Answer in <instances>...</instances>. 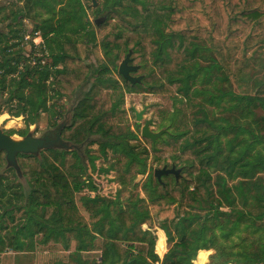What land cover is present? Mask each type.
<instances>
[{
    "label": "trees",
    "instance_id": "trees-1",
    "mask_svg": "<svg viewBox=\"0 0 264 264\" xmlns=\"http://www.w3.org/2000/svg\"><path fill=\"white\" fill-rule=\"evenodd\" d=\"M73 1L83 12V0ZM95 13L106 15L102 28L107 32L100 45L90 31L87 42L65 40L53 53L48 36H57L63 24L56 29L45 22L41 29L34 28L42 32L50 49L48 64L53 71L25 67L18 72L24 30L13 31L14 42L5 41L0 51V89L3 92L6 81L18 74L10 83L15 90L10 100L16 98L20 103L13 116L28 113L27 126L33 125L39 110L47 109L48 80L58 100H73L76 90L92 75L99 85L111 67L116 69L119 56L131 50L137 55L135 62L154 71L143 79L144 85L119 76L120 84L114 82L111 91L181 99L173 133L155 146L143 139L152 153L148 165L149 153H139L131 144L138 135L114 124L117 104L104 108L103 101L92 95L93 84L77 100L71 123L61 129L60 138L81 146L98 137V155L87 151V160L75 152L57 150L39 156L17 155L18 168L26 179L24 190L1 173L6 160L0 150V254L23 251L27 243L22 239L32 243L40 234L42 240L58 234L66 249L67 236L76 242L69 255L73 264H199V251H205L206 261L217 256L214 243L206 240L207 222L224 221L264 231V137L237 128L240 135L248 131L249 142L262 145L255 151H237L233 138L223 140L232 131L230 126L216 125L195 110L194 90L200 79L192 70L199 57L197 48L204 45L213 55L212 68L223 81L241 87V100L264 109V74L250 70L264 47V0H104ZM18 14L13 11L3 19L16 20ZM89 54L94 64L85 62ZM259 68L264 64L259 63ZM25 90L30 94L26 96ZM259 122L264 124V118ZM101 160L109 166H97ZM172 164L182 169L178 181L168 175L159 183L153 172L148 173L154 166ZM94 173L100 178L103 174L116 177L118 189L148 173L141 185L147 200L121 202L118 191L115 196L100 194ZM76 201L84 207L88 220ZM12 207L16 211L8 214ZM152 216L158 222L156 240L141 228L142 224L152 228ZM210 250L214 251L209 254ZM92 251L99 254H85ZM238 255L243 264H264V247Z\"/></svg>",
    "mask_w": 264,
    "mask_h": 264
},
{
    "label": "rangeland",
    "instance_id": "rangeland-1",
    "mask_svg": "<svg viewBox=\"0 0 264 264\" xmlns=\"http://www.w3.org/2000/svg\"><path fill=\"white\" fill-rule=\"evenodd\" d=\"M139 1L142 3V0ZM81 2H83L81 3L84 8L83 12L80 11L79 6L73 0H0V48L5 45V41L7 40L14 42L11 38L13 31L22 29L25 35L29 34L34 37L35 35L33 33L40 31L34 28L39 27L41 29L45 22L56 27V29L63 24L57 36H48V39L51 41L47 43L49 44V48L51 47L53 50V53H57L58 44L65 40L79 43L87 42L90 31L95 32L96 43L100 45L103 34L107 32V30L102 28L106 20V15L105 13L97 15L95 9L101 8L104 0H94L95 3L91 2V0H83ZM13 11L16 13L19 12L17 15L18 19L12 21L3 19L7 14ZM72 12H74V14ZM17 21H20V23H17ZM79 26H83L84 29H80ZM40 33L42 36L41 31ZM47 43H45V45L47 47L49 61L50 49ZM20 49L18 72L22 70V67L23 69L27 67L30 70L37 69V66H33L32 64V58L38 54V52H34L31 46L25 44L21 45ZM197 49L199 57L192 66V70L198 74V78L200 79V83L194 90L195 110L204 113L208 119L216 125H229V130L232 129V131H230L227 136L223 137V140L224 138H233V143L237 145V151L244 148L251 149L252 151L261 150L262 145L249 142L250 134L248 131H252L255 135L264 137V124H260L259 122L264 118V109L254 108L248 104L246 100H241L240 98L243 95L241 87L224 82L221 74L214 71V68H212L213 55L204 45H200ZM125 55L126 53H123L119 56L116 61V69L111 67L110 71L103 76V82L96 85L95 75H92L87 83L76 90L73 100L70 101L66 99L58 100L54 96L50 88V81L48 80L46 82L47 91L45 95L47 109L39 110L35 123L30 126H27V120L29 119L28 113L19 117L13 116L20 104L16 98L10 100L11 94L15 91L14 89H10V83H12L18 75L15 73L14 76H11L6 81L7 88L3 92L0 89V131L15 140H22L27 137L31 139H43L48 137L51 140H55V134L59 133L60 128L71 123L72 110L77 100L95 84L92 93L93 97L98 100L101 99L106 109L117 104V109L114 112V124H119L124 128L129 127L130 130L138 135V139L131 142V144L137 148L139 153L143 150L149 153L147 157V164L149 165L152 153H150L149 145L145 143L140 136L141 128L146 120H151L150 129L153 132L166 130L167 132L162 135V137L166 139V136L173 133L172 125L177 118V106L180 104L181 99L176 100L169 97L154 96L148 93L114 94L111 91V87L114 82L120 84V75L117 73V69ZM136 57L137 55L132 51V65L139 67L132 76H141V84H143V79L148 77L154 69L142 63L135 62ZM258 58L259 60L257 62L252 63L250 70L257 71L262 76V74H264V68H259V63L264 64V47L260 50ZM85 62L87 64L95 63L94 58L90 54L88 59H85ZM24 94L26 96L29 95L30 90H25ZM144 108L146 110L142 120L136 122L135 112H140ZM238 127L247 128L248 131L240 135L237 129ZM235 128L237 129L236 131ZM16 133H24L25 135L21 137ZM235 135H238V137L234 138ZM98 140V137H92L81 146H76L63 140L64 142H62L61 145L68 150L61 145L55 150L75 152L80 158L87 160V151L91 152L93 155H98ZM159 140L152 145L155 146ZM88 142L93 144L89 146ZM46 151L48 150L39 149L38 153ZM96 164L99 167L102 165L105 167L109 166V162L102 160L101 163L97 161ZM168 167H170V165ZM156 168H161V166H154L148 173L153 172ZM1 173L6 174L15 183L21 184L24 190L27 189L26 179L22 176L20 170L5 165ZM147 174L133 177L132 182L128 186L119 187L120 189H118V185L116 184V177L109 178L106 175H101L103 177L100 178L96 176L95 173L93 175L97 178L100 194L115 196L118 191V198H120L121 202H124L127 198L137 201L147 200L146 195L141 189V185L146 179ZM110 176L112 177V175ZM83 194L81 193L78 197ZM112 209L113 208H111V210ZM81 214L86 215L84 218L87 220V214L84 212ZM157 225V220L152 216V228H150V230L154 234L152 235L154 240H156ZM206 226V240L214 243L212 246L217 256L212 260L208 259V261H206V259H204L205 251H202L203 254L199 251V264H202L203 260L205 264H243L242 258L238 255L239 253L245 250H259L264 247V231L252 227L233 226L224 221H209L206 223ZM167 249L168 246L164 240L163 252H166ZM39 262L41 264L42 260Z\"/></svg>",
    "mask_w": 264,
    "mask_h": 264
},
{
    "label": "water",
    "instance_id": "water-1",
    "mask_svg": "<svg viewBox=\"0 0 264 264\" xmlns=\"http://www.w3.org/2000/svg\"><path fill=\"white\" fill-rule=\"evenodd\" d=\"M91 2L95 3L94 0H91ZM131 54H132L131 50L126 53L124 59L118 66L117 73L126 82H129L131 84H139L141 82L142 77L141 76L133 77L130 75V73L136 72L139 68L136 65L134 66L129 65L132 62ZM145 110L146 109L144 108L140 112H135L136 122H140L142 120ZM151 123H152L151 120H146L144 122V125L141 128L140 136L141 138L146 139L150 141L152 144H154L157 140L161 139L162 135H164L167 131L161 130L159 132H153L150 129ZM64 127L65 126H62L59 130V133L55 134V140H51L48 137H45L43 139H31L27 137L17 142L13 140V138L6 136L0 131V150L5 152L6 166L15 167V169L19 170L16 161V156L18 154L39 156L40 155V153H38L39 149L55 150L58 148V146L60 147L62 142H64L60 138L61 129ZM65 149L68 150L67 148ZM181 172H182L181 168H176V166L172 164L169 168L167 166H163L162 168L154 169L153 177L159 183H162L161 178L163 176H168V175L173 176L174 179L178 181ZM150 233L154 235L152 231H150Z\"/></svg>",
    "mask_w": 264,
    "mask_h": 264
},
{
    "label": "crops",
    "instance_id": "crops-1",
    "mask_svg": "<svg viewBox=\"0 0 264 264\" xmlns=\"http://www.w3.org/2000/svg\"><path fill=\"white\" fill-rule=\"evenodd\" d=\"M76 204L80 213L84 212L85 214H87L84 207L79 201H76ZM11 210L13 212L16 211L14 207L9 208L8 214ZM82 215L86 217V215ZM88 217L89 216L87 214V220ZM141 228L143 231H151L146 224H142ZM67 238L68 249L65 248L63 236H59L58 234L56 236L43 238L44 240H42L41 234L35 236V238L32 240L33 245L29 240L22 239L23 243H27V247L25 246L26 248H24L23 251L16 252L13 250H9L5 253L0 254V264H40V260H42L41 264H73V262L69 259V255L74 251L76 242L71 239L70 236H67ZM85 254H99V251H92Z\"/></svg>",
    "mask_w": 264,
    "mask_h": 264
},
{
    "label": "built area",
    "instance_id": "built-area-1",
    "mask_svg": "<svg viewBox=\"0 0 264 264\" xmlns=\"http://www.w3.org/2000/svg\"><path fill=\"white\" fill-rule=\"evenodd\" d=\"M33 34L35 35L34 37L30 36L29 34L28 35L22 34L20 46L25 44L27 46H31L34 52L35 51L38 52V54H36L32 58V64L33 66H37V70L41 71L49 67V70L53 71L55 68L51 67L48 64L47 47L45 45L43 37L41 36L40 31H36Z\"/></svg>",
    "mask_w": 264,
    "mask_h": 264
},
{
    "label": "flooded vegetation",
    "instance_id": "flooded-vegetation-1",
    "mask_svg": "<svg viewBox=\"0 0 264 264\" xmlns=\"http://www.w3.org/2000/svg\"><path fill=\"white\" fill-rule=\"evenodd\" d=\"M0 51H1V48H0ZM129 65L130 66H134V65H132V62ZM132 74H134V72L133 73H130L131 76H132ZM133 77H135V76H133Z\"/></svg>",
    "mask_w": 264,
    "mask_h": 264
},
{
    "label": "bare ground",
    "instance_id": "bare-ground-1",
    "mask_svg": "<svg viewBox=\"0 0 264 264\" xmlns=\"http://www.w3.org/2000/svg\"><path fill=\"white\" fill-rule=\"evenodd\" d=\"M155 41H156V40H155ZM157 42H158V41H157ZM164 52H165V51H164ZM165 53H166V52H165ZM13 140H15V139H13ZM15 141H17V142H18V141H20V140H15ZM117 154H118V153H117ZM103 175H104V174H103Z\"/></svg>",
    "mask_w": 264,
    "mask_h": 264
},
{
    "label": "clouds",
    "instance_id": "clouds-1",
    "mask_svg": "<svg viewBox=\"0 0 264 264\" xmlns=\"http://www.w3.org/2000/svg\"><path fill=\"white\" fill-rule=\"evenodd\" d=\"M211 251H214V250H210V251H209V254H211Z\"/></svg>",
    "mask_w": 264,
    "mask_h": 264
}]
</instances>
